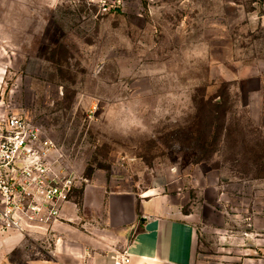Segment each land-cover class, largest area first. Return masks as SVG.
Masks as SVG:
<instances>
[{"label":"rangeland","instance_id":"1","mask_svg":"<svg viewBox=\"0 0 264 264\" xmlns=\"http://www.w3.org/2000/svg\"><path fill=\"white\" fill-rule=\"evenodd\" d=\"M104 1L0 0V110L64 149L72 201L154 189L207 264L264 256V0ZM75 235L0 231V264H95Z\"/></svg>","mask_w":264,"mask_h":264},{"label":"crops","instance_id":"2","mask_svg":"<svg viewBox=\"0 0 264 264\" xmlns=\"http://www.w3.org/2000/svg\"><path fill=\"white\" fill-rule=\"evenodd\" d=\"M3 75L0 62V81ZM116 181L86 185L79 202L63 205L56 223L65 233L74 230L82 252L91 251L95 264H113L109 255L119 245L128 264H207L197 256L193 224L167 195L114 189ZM102 249L109 254L99 255ZM222 264H264V256Z\"/></svg>","mask_w":264,"mask_h":264},{"label":"built area","instance_id":"3","mask_svg":"<svg viewBox=\"0 0 264 264\" xmlns=\"http://www.w3.org/2000/svg\"><path fill=\"white\" fill-rule=\"evenodd\" d=\"M81 179L53 139L26 117L0 110V231L49 232ZM121 256L116 264H128L127 253Z\"/></svg>","mask_w":264,"mask_h":264}]
</instances>
